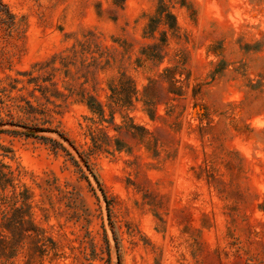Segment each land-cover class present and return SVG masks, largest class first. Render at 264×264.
Instances as JSON below:
<instances>
[{
  "label": "rangeland",
  "instance_id": "rangeland-1",
  "mask_svg": "<svg viewBox=\"0 0 264 264\" xmlns=\"http://www.w3.org/2000/svg\"><path fill=\"white\" fill-rule=\"evenodd\" d=\"M0 264H264V0H0Z\"/></svg>",
  "mask_w": 264,
  "mask_h": 264
}]
</instances>
